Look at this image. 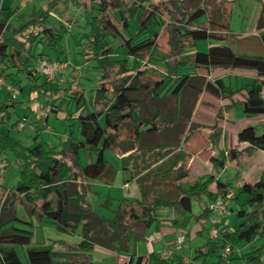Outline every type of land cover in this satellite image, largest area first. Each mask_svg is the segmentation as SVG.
I'll return each instance as SVG.
<instances>
[{
    "label": "trees",
    "instance_id": "obj_1",
    "mask_svg": "<svg viewBox=\"0 0 264 264\" xmlns=\"http://www.w3.org/2000/svg\"><path fill=\"white\" fill-rule=\"evenodd\" d=\"M185 1H173L168 11V22L173 25L171 27L154 13L153 8L144 17L141 7L133 14L129 10L127 16L134 17L138 26L133 33L128 34L113 46V43L106 41V38L119 35L117 25L126 28L128 23L121 11L107 10L110 3L112 6L115 3L121 6L123 2L121 0H91V3L95 4L92 6L94 14L90 19H86V24L89 25L86 33V48H89V52L80 49L81 52L84 55H90L92 59H97L100 66L102 61H124L128 54L131 57V65L125 66L124 70L134 73L121 75L119 83L112 88L110 99H107L110 86L103 72L95 88V96L90 102L89 111L83 109L82 92L72 93L65 109L68 117L77 120L80 138L72 137L71 127L64 141L59 142L57 149L52 146L45 147L37 131L31 137L29 145L22 144L8 136L7 133L0 131V153L9 149L18 161V179L14 186L8 188L5 200L3 199L0 204V264H22L13 245L21 246L24 264H91L89 254L95 246L110 250L115 254H128L130 242L136 243L152 224L158 223L159 208L171 209L183 214L184 209L189 208L188 201L191 193L205 191V187L213 181V177L208 176L202 182L193 181L188 189H184L180 181L187 175V153L179 148V144L172 148L169 143L151 144L142 138V134L146 135L155 131L157 126L152 117L140 116L139 91L144 87L146 90L148 84L138 82L136 69L139 62L135 58L143 49H155L154 41L158 38L164 24L168 34L166 45L169 52L165 56L160 55L162 57L160 64L163 65L162 68L167 69L168 72L174 71L175 74L170 73L167 76L157 77L158 80L151 88L153 99L159 98L164 89L166 92L163 96L178 95L186 91L184 101H190L192 104L202 90L215 97L228 100L233 94L240 93L239 102L243 113L264 114V96H262L264 78H254L244 85L231 87L224 85L218 77L208 80L193 73L194 68L198 67L257 71L261 63H264V57L235 54L226 44H208L204 50H196L193 47L196 40H205L210 37L223 38L228 35V17L230 3L233 0H196L193 5H187ZM256 1L259 5L254 29L264 45V0ZM45 11L38 10L29 21L17 29H12L9 36L0 38V76H3L2 80H8L12 87L18 83V80H14L10 72H5L8 65L30 79L35 74L33 70L37 58L51 59L41 52L36 53L35 45L44 43L56 49L55 40L59 34L53 28L45 27L47 24V11ZM9 15V10L0 9V35L8 29ZM201 15L205 16V23L198 24L196 19ZM171 34H176L178 37L183 36L190 41L185 47L184 45L176 46L186 53L180 55L178 52H173L175 48L170 38ZM7 47L10 48L9 51ZM113 50H119L117 54L122 57L110 58V54H115ZM169 56L175 60L172 66H169L166 61ZM188 66L193 67L192 71H180L182 68H189ZM139 70L142 72L141 69ZM51 81L44 78L42 89L54 87ZM6 100L7 104L15 100L11 98L9 90L6 92ZM95 101L102 103L100 109H94L91 106ZM232 102L230 100L229 105ZM7 104L0 102V123ZM179 104L182 105L181 115L184 111V103L181 99ZM46 105L48 114L60 107V103L56 104L54 101L46 100ZM72 109L75 110L74 114ZM158 110V108H148V112L153 115ZM47 115L40 119L34 118L38 125L37 130L45 126ZM18 122L15 121L13 125L16 127ZM125 122H128V129L132 131L133 140L139 144V151L142 154L137 161L135 156L132 158L128 153L121 157L120 164L122 170L128 171L125 181L133 179L138 195L134 199H123V202L119 203L113 211V216L106 218L94 211L87 203L85 193L88 187L77 182V179L103 182H110L113 179L115 170L104 159L103 152L114 147L119 148L123 153L131 149L127 141L117 142L116 140L118 129ZM177 124L179 123L166 124L167 132L173 134ZM235 138L234 146L219 150L217 156L210 157L213 167H223L226 160L236 161L240 152L237 150V144L241 142L247 144L243 150L256 148L264 152V122L260 133H256L253 126L245 125L236 131ZM160 147L167 149L158 153L157 150ZM64 153L68 154L69 162L63 159ZM80 154L85 159L83 164L79 161ZM129 161L131 163H128ZM214 183L215 198H221L226 205V200L232 198L229 184L220 181L218 177L215 178ZM238 192L245 195L247 206L240 204L237 208L234 228L229 230L217 220L218 235L214 238L208 236L204 247L194 251L193 260L201 257L202 264H204L205 256L216 253V250L222 249L225 243L230 244L232 248L239 240L250 241L252 238H259L261 239L260 244L251 247L240 258L250 264H264V174L254 181H243ZM16 194L21 195L20 201L25 203L28 214L37 211L40 217L55 224L60 230L68 229L70 220L78 221L79 212L88 211L99 221V227L89 238H81L75 245L69 247L68 251H55L51 244L33 243L30 229L12 225L14 220H18L13 208V199ZM211 215L217 218L219 214H214L211 208H204L195 219L202 217L208 220ZM88 230L89 228L86 231ZM75 252H80L79 259L72 257L76 254ZM230 254L234 255L233 250ZM216 257V264H222L226 262L228 256L223 258L218 252ZM147 260L150 264H174L175 256L159 258L150 253ZM126 264H142V256L132 257L128 254Z\"/></svg>",
    "mask_w": 264,
    "mask_h": 264
},
{
    "label": "rangeland",
    "instance_id": "obj_2",
    "mask_svg": "<svg viewBox=\"0 0 264 264\" xmlns=\"http://www.w3.org/2000/svg\"><path fill=\"white\" fill-rule=\"evenodd\" d=\"M121 1L123 2V5L118 6V4L115 3L112 6L110 3L107 10L110 12L121 11L128 23L126 28H122L120 25H117L119 35L112 38L111 36L106 38V41L109 43L112 42L113 46H115L119 40H123L128 34L133 33L137 28L136 26H138V22L134 19V17L127 16L129 10H131V14H133L141 7L140 9L143 13L142 16L144 17L145 14L153 8L154 13L159 16L164 23L168 24L170 27L173 26L172 23L168 22V11L171 9L174 0ZM185 2L187 5H193L196 0H186ZM93 5L95 4L93 2L91 3V0L0 1V9L7 8L10 11V15L7 19L9 26L8 29L4 31L6 36H9L12 33V29H17L19 26L29 21L38 10H46L47 24L45 27L53 28L58 31L59 34V37L55 40L56 49L43 43L35 45L34 50L36 53L41 52L43 55L49 56L51 59H57L60 56L61 58L57 60L61 63L68 64L65 69H62L61 72L52 79L51 83L54 84V87L46 89H42L41 87L44 82L43 76L34 74L30 77V79H27L22 72H16L15 68L8 65V70L5 69V72L10 71L14 80H18V83L13 87L18 92L15 100L11 101L10 104H7L6 92L10 82L8 80H3V84L0 85V102L2 104H7L4 107L2 122L0 123L1 132L7 133L8 136L21 142L22 144L29 145L31 143V137L37 131L39 132V139L42 140L45 147L48 148L49 146H52L57 149L59 147V142L62 143L64 141L69 132V128L71 127L72 137L80 138L77 120L68 117L67 110L65 109L68 104V98L72 95V93L75 91L82 92V100L84 103L83 109L85 111H89L91 108L90 102L93 101L95 96V88L98 86L99 77L103 72H105L106 80L110 86L107 91V99H110L112 95V88L119 83L121 75L124 73L132 75L134 73L124 70L125 66L131 65V57L128 54L125 56L126 59L124 61H102L100 66L97 59H92L90 55H84V53L81 52L80 49L89 50V48H86V33L89 26L86 24V19H90V17L94 14ZM258 5L259 3L256 0L231 1L228 17V35L223 38L210 37L205 40H196L193 47L196 50H204L208 44H226L229 46V42H232L234 50H237L235 51V54L264 57L263 50L261 51V46L259 48L260 40L254 35V22L258 12ZM196 23H205V16L201 15L197 17ZM175 24L177 25L178 23ZM164 27H166L165 24L160 29L158 38L154 41L155 49H143L138 52L137 57L135 58V60L139 62L136 69L138 82L148 84V88H146V90L144 87V89L139 91L140 102L138 109L140 116H147L149 118L152 117L157 126L155 131L149 132L146 135L142 134V138L144 140H148L151 144L169 143L172 148H175L177 144H179V148H181V145L185 142V144H187V148H189L188 150L193 152L198 151V153L203 157L204 154L206 156H217L219 150H222L223 148L228 149L230 146H234L232 144L235 143L236 131L245 125L253 126L254 131L256 133H260L261 125L264 122V114L253 115L243 113L239 102V93L233 94L230 97L231 102L233 101L230 105V100L215 97L203 90L197 95V99L193 104L190 101H184V94H186V91L181 94L179 93L178 95L167 94L166 96H163L166 92L164 89L159 98L156 100L153 99L151 88L153 83L158 80L157 77L159 75L167 76L170 73L175 74L174 71L168 72L167 69L162 68L163 65L160 64L162 62V57L160 55L165 56V54L169 52V48L166 45L168 34L166 28ZM170 38L174 42L175 49L173 52H178L180 55L186 53L180 48H176V46L184 45L185 47L190 43L189 40L185 39L183 36L178 37L176 34H171ZM9 50L10 48L7 47V51ZM118 51L119 50H113V53L115 54H110V58L122 57V55L117 54ZM172 59V56L167 57L166 61L169 66L174 64L175 60ZM188 67L189 68L185 67L186 69L182 68L180 71H192L193 67ZM139 69H141L142 72H140ZM214 71H220V73H216ZM193 73L195 75L203 76L208 80H213L220 74L224 85L234 87L244 85L256 78V76H263L264 63H261L257 71L237 68L222 69L198 67L194 68ZM0 78L2 79L3 76H0ZM180 99L184 103V111L181 112L183 119L180 115V110L182 109V105L179 104ZM46 100L54 101L56 104L59 102L60 107L56 109L55 112H49L48 128L43 127L42 129L37 130L36 126L38 125L35 120L31 121L29 119V114L31 112L35 113L40 108H46L48 110ZM220 101L222 104L218 106ZM197 103L200 105V108L196 110L197 113L195 114L197 118L194 119L195 122H189L188 120L193 114L194 106ZM91 106L94 109H100L102 107V103L95 101L91 104ZM227 106L228 110H226ZM148 108H158L159 110L153 115L151 112H148ZM72 112L74 114L75 110L72 109ZM226 113L227 119H225ZM170 116L176 117L175 121L179 123L175 126L173 134H169L165 126L166 124L169 125ZM211 116H214V118ZM25 118L30 121L26 122ZM184 119L188 120L183 121ZM15 121H24V125L21 130H18L13 125ZM127 124L128 122H125L119 127L116 140L117 142L127 141V145L130 143L131 149L126 152V154L130 153L129 155L132 158L135 156V159L139 161L140 154H142V152L139 151V144L134 142L132 131L128 129ZM207 140H209L210 143H206ZM112 149H106L103 152L104 159L109 164L116 165V168H118L121 172L122 169L120 160ZM114 149L119 150L117 147H114ZM164 149L167 148L160 147L157 152L160 153ZM199 154H197L198 158ZM62 157L69 162V156L67 153H64ZM3 159L7 161V165L3 174H1L2 169L0 170V193H5V190L14 186L18 179V161L15 159L13 152L9 149L1 152L0 161ZM82 159V163H84V157H82ZM188 159L189 155L186 160V168L188 165ZM196 162H199L201 165L203 164V161H198V159H196ZM128 163H131V161ZM128 163L127 165L129 166ZM224 164V167H213V170L216 176L220 178V181L227 182L229 184L232 198L230 200H226V211L228 212L226 217L228 229L232 230L236 223L235 213L237 208L240 204H243L245 207L247 206L245 203V195L243 193H239L238 188L244 180L254 181L259 178L261 174H264V152L256 148H252L244 151L237 163L233 160H226ZM124 174L125 176H128V171L126 169L124 170ZM208 176L209 175H204V177H199L198 182L204 181ZM181 186L184 189H188V181L181 183ZM129 189L130 193L128 195L130 196L134 186L131 184ZM121 191L125 192V189ZM197 195L200 196V199L197 198ZM17 197L18 196H14L13 208L14 215L18 220H14L12 225L30 229L32 231V238H34L36 234L38 242L43 240L44 232L48 231L50 233L49 237L51 239L54 238V240H51L50 243L52 249L59 250V248H61L59 247L60 240L55 239L56 237L52 236L53 232L59 233L60 235L63 234L58 232L55 224L47 223L44 217L41 216L42 220L37 221L35 213L28 214L25 203L23 201H19ZM212 204V193L203 191L191 195L190 209L182 214L183 217L181 224L179 226H175V224L165 225L166 227L176 228L177 230L172 235L165 233L161 241L154 244V255L159 258H170L171 256H175V260L173 261L174 264L177 262L180 264H187L188 260L193 258L194 251L198 248L204 247L209 236L207 232L209 226L208 220L202 217L195 219V217L198 216L204 208H211ZM165 209L166 208H159L158 210ZM197 221L200 228L202 227L200 231L188 233L189 229H191L190 226ZM154 225L155 224H152L150 229H148L152 230L155 227ZM161 226H164V224H161ZM79 230L80 225H77L74 231L77 234ZM65 235H68V237L73 236L72 233H67ZM178 235L183 237V242L180 248H175L174 239ZM169 240H171V243H169ZM260 242L261 239L259 238H252L250 241H237L235 245L232 246L234 255H228L226 262H222V264H250L241 259L240 256L250 250L251 247L258 246ZM132 245L133 242H130L127 250L128 254L132 253ZM136 245L141 248L143 241H137ZM13 247L22 264H24V256L22 254L21 246L13 245ZM162 251H167L168 254L163 257L161 254ZM218 252L220 253L221 249H217L216 253L206 255L204 258V264H216V254H218ZM193 261L195 264H202L201 257L196 258Z\"/></svg>",
    "mask_w": 264,
    "mask_h": 264
},
{
    "label": "crops",
    "instance_id": "obj_3",
    "mask_svg": "<svg viewBox=\"0 0 264 264\" xmlns=\"http://www.w3.org/2000/svg\"><path fill=\"white\" fill-rule=\"evenodd\" d=\"M7 10H9V9H7ZM254 32H255L254 35L259 38V36L256 34L255 30H254ZM5 36H6V33L3 31V33H1V35H0V38H3ZM259 40H260V38H259ZM259 43H260V45L258 44L259 48L261 46V48H262L261 51L263 50V53H264V45L261 42V40L259 41ZM229 46H230V49L232 50V52L235 53V51H237V50H234L232 42H229ZM60 58L61 57L59 56V58H57V59H60ZM65 68H63V69H65ZM8 72H10V71H8ZM214 72L220 73V71H214ZM218 78L221 79L220 74L218 75ZM256 78H264V76H256ZM3 80H2V84H3ZM10 87L11 86L9 85L7 87V90H9ZM234 87H237V86H234ZM262 96H264V91L262 92ZM238 97L241 99L240 93H239ZM225 99H227V98H224V100ZM220 104H222L221 101L218 103V106ZM223 104H225V103H223ZM198 108H200L199 103L195 104L193 114L190 116V118L188 120L189 122H192V121L195 122L194 119L197 118V116L195 114L197 113L196 110ZM203 110H204V108H203ZM226 110H228V106H227ZM48 116L49 115H47V117L45 119L44 128H48V123H49ZM1 117H3V116H1ZM211 117L214 118V116H211ZM175 118L176 117L171 116L169 119V124L175 123L176 122ZM29 119L31 121L34 120L32 112L29 114ZM225 119H227V113H226ZM30 120L26 119V122L27 121L29 122ZM207 139H208V137H207ZM208 142H209V140L206 141V143H208ZM235 144H236V138H235V143H233L232 145H235ZM246 146H247V144L245 142H241V143L237 144V150H239L240 152L238 155V159L234 162L237 163L239 158L243 155V152L247 151V150H243L244 147H246ZM230 147H232V146H230ZM181 149L189 155V159H188V165H187V175L180 182L184 183L185 181H188V183L191 184L193 181L198 182L199 181L198 178L202 177V176L204 177V175L213 176V181H211L205 187V192L207 191L209 193H212L213 194V200H214V198L216 197V188H215L214 180L217 176L214 173L212 162L210 161V157L212 155L206 156L204 154L202 157L198 153V151L193 152L191 150H188L189 148H187V144H185V142L183 143V145H181ZM250 149H252V148H249L248 150H250ZM112 150L117 154L119 160H121V157L126 154V152L123 153L120 150H117L114 148ZM222 150H225V149L223 148ZM197 154H199V158H198ZM82 157H83V155L80 154L79 155V161L81 164H83L82 163V160H83ZM196 159H198V161H201V162L203 161V164L201 165V164H199V162L197 163ZM206 161H207V163H206ZM224 165H223V167H224ZM111 166L115 170V174H114L113 179L110 182H103L100 180H87V179H83V178L77 179V182L83 183V184L87 185V187H88V189L85 193V200L87 201V203L91 206V208L94 211H96L97 213H99L100 215H102L103 217H106V218H110L113 216V211L115 210V208L117 207V205L119 203L123 202V199H129V198L134 199L138 195L137 194V188H136V185H135L133 179H131L129 181H125L126 176L124 174V170H121V172H120L118 170V168H116V165L112 164ZM5 167L2 169L1 174L4 173ZM194 177H197V178H194ZM131 184L134 186V189L132 190V192L129 196L128 195L130 193L129 186ZM1 186H2V184H1ZM124 189H125V192H122L121 190H124ZM7 190L8 189L5 190V193L4 192L0 193V204H1L2 200L5 198V194H6ZM229 191H230V188H229ZM195 193H199V192L191 193V195H193ZM16 196H18L17 198L20 201L21 195L16 194ZM197 198L200 199V196L197 195ZM190 199H191V196H190ZM190 199L188 201L189 208L184 209L185 212L189 211V209H190ZM157 212H158V223L154 225L155 227L152 230H149L150 228L147 229L144 232L143 237L140 240H138V241H143L142 247L139 248L136 245V243H134L132 245V253H131L132 257H134L136 255H141L142 256V264H150L147 260V256L150 253L154 254V250H153L154 244L156 242H160L165 233L172 235L174 232H176V230H177L176 228H172V227L169 228V227H166L165 225H167V224L168 225H172V224L174 225L175 224V226H177V225L179 226L182 222V217H183L182 213L174 212L171 209L158 210ZM35 214H36L37 221L38 220L41 221L42 218L38 215L39 213L36 211ZM227 214H228V212L225 211L224 213L219 214L217 216L218 222L220 224H222L223 226H226V227H228L227 226V217H226ZM47 223H49V222H47ZM69 223H70V227H68V229H65V230H60L56 227L58 232H61L63 235H60L59 233L53 232L52 237H56L55 239L60 240L59 247H61V248H59V250H55V251H60V252L61 251H68L69 247H72L73 245H75L81 238H89L95 232V230L99 227V224H100L99 221L96 219V217L91 215V212H89V211L88 212H79V220L76 222H73L70 220ZM161 224H164V226H161ZM77 225H80V230L76 234L74 230L77 227ZM190 227H191V229H189L188 233H193L194 231H200V229L202 228V227L200 228V226L198 225V221L194 222ZM88 228H89V230L87 232L86 230ZM67 233H72L73 236L68 237V235L67 236L65 235ZM49 234L50 233L48 231L44 232L43 240L41 242H38L37 235L35 234L34 238H32V242L38 243V244H40V243L50 244L51 240H54V238L51 239L49 237ZM171 240H169V243H171ZM172 243H173V241H172ZM140 251H143V252H140ZM75 253L76 254H73L72 257L74 259H79L80 258V255H79L80 252H75ZM89 256H90L91 264H126L127 260H128V254L127 253L115 254L114 252H112L110 250H107V249H104V248L98 247V246L93 247V249L90 251ZM189 263L195 264V262L193 261L192 258L188 260L187 264H189Z\"/></svg>",
    "mask_w": 264,
    "mask_h": 264
},
{
    "label": "built area",
    "instance_id": "obj_4",
    "mask_svg": "<svg viewBox=\"0 0 264 264\" xmlns=\"http://www.w3.org/2000/svg\"><path fill=\"white\" fill-rule=\"evenodd\" d=\"M67 65H68L67 63H61L59 60H56V59H48L45 57H39L34 62L33 71L35 74H39L43 76L46 80L51 81L61 71V69L67 67ZM0 84H2L1 79H0ZM9 91H10L11 98H15L18 91L15 90L13 87H10ZM47 114H48V110L46 108H40L35 113H33V118L40 119L42 117H45ZM23 125H24V121H19L16 124V128L20 130L23 127ZM6 165H7V161L5 159L0 161V169H3ZM211 209L214 214H222L226 209V205L221 198L217 197L215 198ZM216 223H217V218H215L212 215L209 216L208 218L209 226H208L207 232H208V235L212 238L218 235ZM182 242H183V237L180 235L176 236L174 239L175 248H180ZM232 250L233 249L231 248L230 244L225 243L221 249L220 254L223 258H226L232 252ZM161 254L164 257L168 253L167 251H162ZM189 264H192V263H189Z\"/></svg>",
    "mask_w": 264,
    "mask_h": 264
}]
</instances>
